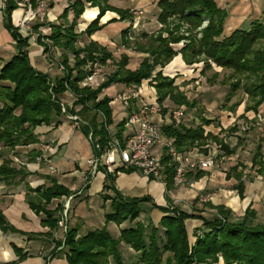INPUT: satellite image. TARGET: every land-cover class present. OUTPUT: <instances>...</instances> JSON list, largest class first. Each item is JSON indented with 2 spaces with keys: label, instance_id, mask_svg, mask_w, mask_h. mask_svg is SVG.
Segmentation results:
<instances>
[{
  "label": "trees",
  "instance_id": "obj_1",
  "mask_svg": "<svg viewBox=\"0 0 264 264\" xmlns=\"http://www.w3.org/2000/svg\"><path fill=\"white\" fill-rule=\"evenodd\" d=\"M67 1L68 5L59 18H63L68 26L53 25L48 36L52 45L62 51L61 64L64 67L62 77L51 79L47 74L37 71L23 51L28 38L21 37L11 22V13L18 7L17 1L3 0L4 28L15 41L17 51L0 67V158L5 151L36 143L34 133L36 127L59 124L61 111L58 97L67 91L76 98L73 106L81 107L78 115H82L86 122L85 126L80 127V131L85 137L92 131L101 148L100 151L94 150V153L100 155L111 137L122 140L125 125V120L122 119L115 125V134H110L107 128L113 125L112 109L108 97L103 96L99 99L102 89L108 88L112 83L139 85L142 80L151 77L157 66L164 67L177 54L181 55L186 65L202 61L207 69L211 68L213 63L217 67L230 70L228 78L233 80L230 90L242 88L248 96L250 103L245 107V112L257 113L259 106L264 102V21L252 22L248 30L235 29L226 32L224 25L227 13L218 8L214 0H159L158 22L163 25L168 18L179 16L178 24L174 25L173 30H167L168 33L166 31V37L158 35L155 41L160 42L159 46H155L154 40H150V44L146 42L143 44L147 57L140 62L136 70L126 68L128 57L122 55L116 64L118 68L116 72L96 90H91L80 88L78 85L87 75L86 65L95 60L105 64L111 59V54L105 47L92 41L79 48L77 39L80 35L89 37L101 30L99 20L106 11L116 12L121 20L127 18L128 12L109 6L108 0ZM30 3L34 6L35 0H30ZM48 6L51 8L52 4L49 3ZM86 6L97 8L98 14L84 32L78 34L75 30L76 23ZM70 11L73 17L68 22ZM203 21H207V24L200 29V36L197 38L191 32L199 28ZM180 22L188 25L187 35H177L181 27ZM37 28L38 26L35 30ZM147 37L143 35L141 39L147 40ZM123 39L124 32L121 33V42L125 45ZM181 40L186 43L175 52L171 45ZM38 42L40 43L39 40ZM48 51V48L44 47L43 54L46 55ZM155 79L156 102L159 105L168 99L176 107L183 106L187 110L195 107V102L189 100L184 92L174 85L173 78L158 73ZM165 111L162 110V113ZM198 119L200 123L195 127L182 124L164 125L162 133L165 138L173 141V146L179 153L198 149L200 153L207 155V150L202 149L207 142H214L221 155L225 157L235 153L236 148H229L218 136L205 132L204 127L212 125V119L200 115ZM236 130V125L227 129L228 133ZM223 131L226 130L221 129L220 132ZM36 156L38 153L34 157ZM162 164L165 189L169 190L173 186V165L167 156L162 158ZM251 168L264 177V157L260 145L256 147L252 156ZM244 169L245 167L239 163L226 174V178L233 177L237 181L235 189L240 198L243 195ZM133 171L136 170L117 168L113 173L101 171L105 175L103 190L112 192V196H102L104 201H110V211L104 216L105 223L132 224L141 214L139 204L151 201L148 196L127 198L115 189L113 182L116 174ZM27 175L24 169L12 167L10 161H4L0 165L1 182L16 178L24 181ZM204 175L205 172L197 171L187 174V179L191 182ZM49 181L51 185L47 188H31L28 185L25 187L27 205L36 215L41 216V225L48 229L43 234L45 237H50L56 229L57 213L61 208L57 206L53 210H48L47 207L52 200L70 195V191L58 185L56 181L50 179ZM152 207L164 213L157 226L151 222L144 225L137 221L130 227L120 230L117 239H114L104 227L88 231L84 235H79L75 227L68 229L64 251L61 252L64 254L63 258L67 264H123L118 247L120 243H124L139 253L138 264H161L165 254H168L164 258L165 264H216L219 258L224 264H264V225L254 222L253 211L247 209L241 219L233 221L228 209L207 204V207L216 211V216L207 220L177 208L158 207L154 203ZM193 219L200 220L201 226L193 231L194 242L191 243L185 222ZM0 229L3 232L9 229L1 213ZM53 257L51 255L44 258V264H48Z\"/></svg>",
  "mask_w": 264,
  "mask_h": 264
},
{
  "label": "crops",
  "instance_id": "obj_2",
  "mask_svg": "<svg viewBox=\"0 0 264 264\" xmlns=\"http://www.w3.org/2000/svg\"><path fill=\"white\" fill-rule=\"evenodd\" d=\"M158 1L108 0V5L128 12L142 10L144 18H146L143 28L148 32V29H153V31L158 29L159 24L156 21V15L159 12L156 6ZM214 1L218 8L225 10L227 13L224 25L226 32L235 29L248 30L252 22L264 21V0ZM47 2L52 4V7L48 9V15L46 14L44 23L46 21L53 23L58 20L62 11L67 7V0H47ZM2 7L3 0H0V64H4L16 54L10 33L4 28ZM97 13V8L86 6L84 13L79 18L77 32L84 30ZM23 14L24 9L19 6L11 13V22L14 27H16L18 20ZM71 14L69 12V19L72 17ZM99 24L103 25L101 30L95 32L89 38L84 37L80 42L84 44L85 42L93 41L111 51L112 56L121 52L126 55L127 51L121 46V32L128 28L129 22L127 20H119V15L116 12L106 11L99 20ZM40 32L42 35L50 34L49 28L45 26L40 27ZM36 36L33 35L29 38L31 45L27 51L30 63L37 71L52 78V75L46 70L47 61L45 60L46 55L43 54V48L33 46ZM183 67L181 55L174 57L168 65V69L172 71H184ZM169 70L166 69L164 72L169 73ZM245 103H240L233 114L227 112L225 115L227 119L230 117L229 121L235 122L237 130L233 133L235 138L226 137L222 139L229 148H236V151L233 155L223 158L224 162H227L221 169L214 167L203 171L205 172L203 177L191 182L188 181L187 185L172 186L169 190L162 186L163 188L160 191H157L159 181L146 179L138 174L137 171L130 173L118 172L116 174L113 182L114 187L123 196L127 198L148 196L151 199L150 202L143 203L142 207L144 206V210L137 221L144 225L149 222L155 226L158 225L164 213L153 208V203L158 207L177 208L185 213L196 214L211 220L216 216V211L207 207V204H210L212 207L222 206L228 209L230 218L233 221L241 219L245 211L249 209L255 214L254 222L264 225V177L251 168L252 151L255 152V146H261V154L264 156V102L259 106L257 113L252 111L245 112ZM117 104V101L113 102L112 105L110 104L112 114H114L113 106ZM116 107L119 111V104ZM153 118L158 120L156 116H153ZM229 121L225 122L230 125L232 122ZM241 121L245 125V128H241L244 130V134H241L239 129ZM219 122L222 125V121L220 120ZM113 125H116L114 120ZM220 131L221 128L219 127L216 134L210 133L223 137L219 135ZM34 133L38 138L36 144L16 148L15 151H5L0 158V165L4 161H10L12 162L11 166L14 167L15 165L12 161L14 158L24 163L25 166L21 169H24L28 174L24 181H20L19 178L8 182L0 181V213L9 226V229L5 232L0 229V264H44V258H49L46 256L49 245L43 235L48 229L41 225V216L36 215L27 205L25 200L26 185L31 188H47L51 185L50 179L69 190L72 199L67 218V228H77L79 235L104 227L112 237L117 238L120 230L133 225V223L130 224L128 222L120 225L112 222L105 223L104 216L110 211V201H104L102 196H112V193L111 191L103 190L105 182L103 173L90 174L86 161L93 155V150L79 129L74 128L68 121L61 120L57 125L39 126ZM230 136H232L231 133ZM239 137L240 140L237 143L233 142ZM41 143L49 145V148H51L50 153H47V157L57 169L54 175H47V163L45 161H38L37 159L33 161L32 159L38 151H42L43 145ZM207 148L208 145L204 147V149ZM27 152L30 153L29 157L25 156ZM189 152L199 158H206L211 155L209 151H207V155H204L198 149H192ZM218 153L220 154L221 151H218ZM239 163L245 167L242 176V198L239 197L235 189L237 181L233 177L226 178L229 170ZM16 165L19 167V164ZM86 177L88 178L87 182H85ZM68 197L52 200L48 208L62 207ZM204 197H207V199L202 201ZM185 225L187 233L192 236L193 231L201 226V221L195 219L186 220ZM54 233L56 237H59L62 229L56 227ZM159 234L162 235V232L159 231ZM58 261L62 264H67L63 257H55L48 264ZM216 264H223L222 259L219 258Z\"/></svg>",
  "mask_w": 264,
  "mask_h": 264
},
{
  "label": "rangeland",
  "instance_id": "obj_3",
  "mask_svg": "<svg viewBox=\"0 0 264 264\" xmlns=\"http://www.w3.org/2000/svg\"><path fill=\"white\" fill-rule=\"evenodd\" d=\"M67 5H68V1H67ZM156 6L158 8V11L160 12L158 2L156 4ZM48 9H49V6H48ZM138 11L139 10H132L131 12L127 11L128 12L127 18L122 19V20L120 19V16H119V20H121V21L127 20L129 22L128 28L125 29L124 31H122V32H124V39L123 40H124V43L126 46L123 45L122 42H121V46H123L124 50L127 51L128 56H130V57H128L126 54V56L128 57V64H127L128 66H126V68L129 70H132V71L135 68L137 69L140 62L144 58L147 57V55L144 53V50H143V49H145V46H143V44H145V42L150 44V40H154V41L157 40L159 34H161V37H166V31L171 30V29L173 30L174 25L178 24V22H179V16H176V17L173 16L172 18H168L166 23L162 25L161 23L158 22V14H159V12H158V14L156 15V21L159 24L157 27L158 29H155L154 31H153V29H148V32H147L143 28V24L146 20V18H144V13L142 12V10H140V12H138ZM71 16L73 17L72 14H71ZM72 17H70V19H72ZM45 18H46V16H45ZM70 19L68 16L67 17L68 22H70ZM78 21H79V19L77 20L76 27H75L76 33H78V34L84 32V30L87 28V26L92 22L91 21L84 28V30L77 32ZM65 22L66 21L63 18L58 17V20L53 22V23L46 21L45 23L43 22L44 24L43 23H39V24L35 23L32 26L33 35H37L35 40H34L35 44L33 46L42 47L43 50H44V47H46L49 50L46 54L45 60L47 61L46 70H48L49 71L48 73H50L52 75L51 79L62 77V74L64 72V67L61 64L62 51L59 48L52 45V43L48 40L49 35H42V33L40 32V27L45 26V27L49 28V32H51V26H53V25H60L61 27L62 26H68V23L65 24ZM180 24H181V27L177 31V35H187L188 34L187 33L188 32V25H186V23H183V22H180ZM206 24H207V21H203V23L201 24V26L199 28H196V29H194L193 32H191L192 35H194V36L196 35L197 38H199L200 29L204 28L206 26ZM37 26H38V28L35 30V27H37ZM102 27H103V25H102ZM15 28L17 29V31L21 35V37L28 38L27 36L21 34L17 27H15ZM167 33H168V31H167ZM143 35L148 36L146 38L148 40V42H147V40H145V38L141 39ZM84 37L89 38L86 35H80L77 39V46L79 48H82L84 45H86L88 42H90V41H88V42H85L84 44L81 43L80 40H83ZM38 40L40 41V43L38 42ZM12 41L14 42V48H15V41L13 39H12ZM29 41L30 40L28 38L27 46L23 48V51L27 54L28 58H29V55H28L29 53H28L27 49H29V47L31 45L29 43ZM31 43L33 44V42H31ZM184 43H186V42L184 40H181L179 43L171 45V47L173 48V50L175 52H178L183 47ZM154 44H155V46H159L160 42L155 41ZM139 45H140V48L138 49ZM15 51H17V50L15 49ZM107 51L111 54V51H109V50H107ZM122 55H125V54L122 52L118 53L116 55H113V56L111 54V59L107 60L105 62V64H101L98 60H95L93 62H89V63L97 62L100 64V70H101L100 74L95 79H93L92 81H85V78H84L78 84L79 87L80 88H89L91 90H96L101 84H103L107 81V79H108V77H110V75H112L113 73L116 72V70L118 69L116 64L120 60ZM177 55H180V54H177ZM70 58H71V55H70ZM29 61H30V59H29ZM171 61L169 63H167L164 67L157 66L154 69V71L151 73V77L146 79V80H142L139 85H127L124 83H112L108 88L102 89V91H101L102 93L99 95V99H101L103 96H106L110 99L109 106H110V104L112 105L113 102H116V101L118 102V104L120 106L119 111L117 110V107H116V106H118V104L113 106L114 114H112V119L114 120V123L117 124L122 119H124L126 122L127 117L132 112L131 110H128V108L125 109L121 105L120 101L115 100V98L120 93L124 92V90H126V89H130L131 92H138L139 91L141 94V98H142L143 102L146 104H157V105H159L156 102L157 93H156V90L154 88V85H155L154 81L156 80L155 77L157 76V74L161 73L162 75H164L166 77L173 78L174 85L177 86L178 89L182 90L189 100H193L195 102V107L193 109H189V110L185 109V115H184L180 124L187 126V127H195L196 125H198L200 123L199 119H198V115H200V116H203L207 119L213 120L212 125H210L208 127H204L205 132H212L213 134H216V132L219 130V127H220L221 129L226 130V131H223L222 133L219 132V135L223 136V137H219V139H222V138L225 139L226 137L235 138L233 136V133H235V132L231 133L232 136H230V133H228L227 129L231 128L232 126H234L236 124H235V122L233 123L232 121H229L230 117H228V119L225 118V115L227 112L233 114L240 103L246 102L245 103V107H246L247 104L250 102H249L248 96L243 92L242 88H238L235 91L230 90V86H231L233 80L232 81L229 80L228 76H229V73L231 71L228 69H223L221 67H217L213 63L211 64V68L207 69L205 67V63L202 61H200L199 63H194L192 65H186L184 63V61L182 60V57H181V61H182L183 66H184L183 67L184 71H172V70L168 69V65L171 63ZM70 63H72V60L70 61ZM1 65L2 64H0V67H1ZM86 67H87V65H86ZM166 69L169 70L170 72L169 73L164 72ZM75 99L76 98L69 91L63 93L60 97H58V104L60 106V111H61L60 119L68 121L70 124L73 125L74 128H77L80 130V127L85 126L86 122L83 119L84 117L82 115L81 116L78 115V113L81 110V107L80 106L79 107L73 106V102L75 101ZM159 106L161 107V110H166L168 108H176V106H174L168 99H165V101ZM231 108L234 110L230 111ZM244 111H245V108H244ZM119 112H120V115H119ZM121 114H122V116H121ZM70 117H76V119H70ZM233 117H234V115H233ZM239 119H242V118H239ZM244 119L245 118H243V120ZM220 120L222 121L221 122L222 125H220V122H219ZM225 121H229L232 123H230V125H228V123ZM244 121H246V120H244ZM42 126H46V125H42ZM47 126H49V125H47ZM239 126H240L239 129H240L241 134H244V130L241 129L242 127L245 128V125H243V122L239 123ZM248 126H250V125H248ZM107 129L109 130L111 135L115 134V131H116L115 125H111ZM124 131H126L125 125H124ZM127 131L129 132L130 128H127ZM90 132H92V131H90ZM36 138H37V135H36ZM37 139H36V143L38 142ZM86 139H87V136H86ZM239 140H240V137H239V139H237L236 141H233V142L237 143ZM36 143H34V144H36ZM41 144L44 145V143H41ZM41 144H40V150H41ZM30 145H33V144H30ZM207 145H208V148L206 150L209 151L211 156H216L217 161H220L222 158H224V156L221 155V153L220 154L218 153L219 148L217 147V145L214 142H207ZM20 147H24V146H17L12 150L15 151L16 148H20ZM202 149H204V148H202ZM254 150H256V146H255ZM8 151L10 152L11 150H8ZM252 153L254 154V151H252ZM41 154H42V151H40V152L38 151V156H36L34 158L32 157L33 161H35L37 158H39L41 156ZM253 154H252V156H253ZM29 155H30V153H28V152L25 154V156H28V157H29ZM32 156H33V154H32ZM12 161L15 165L14 168H16V169H21L23 166H25L24 163H22L20 161L17 162V160L15 158ZM222 162L223 163L217 162L215 167L216 168L219 167L221 169L227 161L224 162V160H223ZM16 164H19V167H17ZM138 174H140V173L138 172ZM87 181H88V178H86L85 182H87ZM155 181H157V180H155ZM159 182H158V186H157L158 187L157 191H160V189L163 188L162 186H164L162 183H159ZM68 196L71 197V193ZM64 197H67V196H64ZM143 203L139 204V207L141 209V213H143V210H144L143 209L144 206L142 207ZM70 207H71V201H70ZM48 210H53V209L48 208ZM61 210H62V207L60 208L59 212L57 213L58 220H59V213H61ZM58 220H57V222H58ZM137 220L133 224H135L137 222ZM57 226H58V223H57L56 227ZM67 231H68V229H67ZM67 231L62 232L59 237L55 236L54 231L50 237H45L46 242L49 245L48 251L46 252V256L50 257L52 255V256H54L53 258L64 257V254H62L61 252L64 251V241H65V235H66ZM188 235H189L188 236L189 241L192 243V241H194V240L190 234H188ZM117 238H114V239H117ZM118 250L120 252V256L122 258L123 264H138V256H139L138 252L134 251L132 248H130L129 246H127L124 243H120ZM166 256H168V254H165L163 256V261L161 264H165L164 258H166ZM53 264H62V263L58 261V262H54ZM193 264H196V263H193Z\"/></svg>",
  "mask_w": 264,
  "mask_h": 264
},
{
  "label": "built area",
  "instance_id": "obj_4",
  "mask_svg": "<svg viewBox=\"0 0 264 264\" xmlns=\"http://www.w3.org/2000/svg\"><path fill=\"white\" fill-rule=\"evenodd\" d=\"M17 5L24 9V14L18 20L16 27L19 32L28 38L33 36L32 26L42 23L48 10L47 0H35L32 6L30 0H15ZM140 12V10L138 11ZM39 22V23H38ZM85 81H92L100 74V64L97 62L88 63ZM115 100L132 112L126 119V131L123 132L122 140L111 137L100 155H95V151H100V145L93 133L89 132L87 141L93 150V155L86 161L91 175L98 172L113 173L117 168L135 169L146 179L160 181L165 186L164 164L162 158L167 156L173 166L172 183L173 186L187 185V174L197 171H206L214 168L217 162L222 163L223 158L217 161L216 156L199 158L193 156L191 152L179 153L173 146V141L164 137L162 128L167 124H180L184 115L185 107L168 108L162 113L161 107L157 104H146L141 98L140 92L124 90ZM153 116L158 117L155 120ZM76 119V117H70ZM130 128V131H127ZM49 145L42 146L43 154L37 158L38 161L47 163V175H54L57 169L50 163L47 153H50ZM225 157V156H224ZM18 162V161H17ZM87 178V177H86ZM68 197L59 213L58 228L62 232L67 231V218L70 210ZM207 197L202 198L205 201Z\"/></svg>",
  "mask_w": 264,
  "mask_h": 264
}]
</instances>
